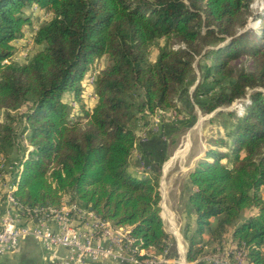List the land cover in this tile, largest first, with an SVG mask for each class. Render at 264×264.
Masks as SVG:
<instances>
[{
    "label": "trees",
    "instance_id": "1",
    "mask_svg": "<svg viewBox=\"0 0 264 264\" xmlns=\"http://www.w3.org/2000/svg\"><path fill=\"white\" fill-rule=\"evenodd\" d=\"M252 2L0 0V111L6 114L0 121V165L17 139L12 111L29 106L20 119L30 146L9 166L20 203L61 206L68 195L71 203L129 226L133 247L177 258V241L161 214L160 172H133L132 155L141 139L138 114L181 112L176 96L201 56L208 60L200 66L202 79L212 86L202 92L201 82L194 90L205 99L198 101L204 113L249 100L242 114H215L233 119L224 136L209 140L211 147L189 174L197 227L187 258L203 255L213 241L221 245L231 229L249 261L264 264V19L258 29L248 27ZM25 8L52 17L34 33L38 51L18 63L14 41L32 20ZM102 57L107 61L98 69ZM245 58L249 66L240 62ZM97 69L91 85L97 102L89 109L83 93L90 84L82 83ZM68 91L74 100L64 98ZM72 101L83 105L85 122L73 119ZM147 252L134 255L144 260Z\"/></svg>",
    "mask_w": 264,
    "mask_h": 264
},
{
    "label": "rangeland",
    "instance_id": "2",
    "mask_svg": "<svg viewBox=\"0 0 264 264\" xmlns=\"http://www.w3.org/2000/svg\"><path fill=\"white\" fill-rule=\"evenodd\" d=\"M255 2L256 0H253L251 4L252 15L249 18L248 27L258 29V27L263 24V22L260 23L258 20H260L261 16L264 17V11L259 10L260 7L255 8V6H253ZM258 6L264 7V0H259ZM25 11L29 14L31 13L32 20L30 24L25 26L24 36L14 41L17 46L14 60L18 63L28 62L38 51L40 46L35 43L34 33L52 17V13L48 11L42 12L36 9L31 10L30 8H25ZM150 56L152 59H155V49H152ZM102 61L104 64L106 63V59ZM207 62L208 60L206 58H202L201 56L197 57L194 64L195 69L191 78L182 93L176 96V102L181 112H176L175 110L162 111L161 114H157L156 116H152L147 111L138 114L136 128L141 136L140 144L144 142L145 138L146 140L154 138L155 144L151 147V150L145 149V153L139 152V144L132 155L133 164L131 169L133 172L138 173L142 172L143 169L151 170V168L154 171L160 172V191L162 194L161 214L164 220V226L165 229L174 236L175 232L172 224L167 218L169 211L175 216V221L185 247H187L185 234L192 225V207L189 205L188 197L193 186L190 183L189 174L195 168L198 161L205 157L208 148L211 147L209 140L214 136H224L228 130L227 126L230 125V121L233 119L225 114L219 119L214 118V116L220 110H236L238 114H242L244 111L243 102L249 100V98L239 99L230 106H222L212 113H204L198 101L201 100L203 102L205 99L202 96L198 98L195 97L194 90L201 82L200 91L202 92L212 87L207 80L205 81L202 79L200 70V66L204 68ZM240 62L246 66L250 64V60L247 58ZM89 83L88 73L82 85L87 86ZM249 92H252V90ZM69 95L73 97V91L66 92L64 98H67ZM86 97L89 100L87 98L84 99L83 105L91 109L93 106H91L92 102H90V99L94 97V93L91 94L87 92ZM71 105V111L74 116L73 119L85 122L87 118L83 115V105L75 101H72ZM28 107L29 106H24L18 111H12V114H14L16 118L15 129L17 131V139L15 147L10 155L2 159L4 167L0 169V177H4L5 174L10 172V164L17 163L18 158L25 156V150L30 146L27 138L28 131L25 129L26 123L20 119V112H25ZM5 118L6 114L0 111V121L5 120ZM149 135L152 137L149 138ZM69 200L68 195L64 196L62 205L68 203ZM216 224L217 220L214 224L212 223V226L215 227ZM228 234L230 235V232ZM228 234L226 232L224 233V242L229 239ZM205 235L204 239L208 238V235ZM223 241L221 245L215 242L216 246L205 249L206 251L203 255H226L230 253V247L224 245ZM214 248H216V251H213Z\"/></svg>",
    "mask_w": 264,
    "mask_h": 264
},
{
    "label": "built area",
    "instance_id": "3",
    "mask_svg": "<svg viewBox=\"0 0 264 264\" xmlns=\"http://www.w3.org/2000/svg\"><path fill=\"white\" fill-rule=\"evenodd\" d=\"M258 1L253 6L264 11V7L258 6ZM263 19L261 16L258 21L262 23ZM100 67L98 64V69ZM97 73L98 70L89 73L90 85L94 84ZM3 164L0 169L4 167ZM17 188L18 184L11 181L9 173L0 177V201L5 200L15 210L8 211L0 221V255L16 250L23 241L32 238L51 252L57 264H87L104 259L138 264H183L179 256L169 259L163 254L156 255L133 247L134 239L130 236L129 226L125 229L122 225H115L76 202L69 200L61 207L24 206L15 195ZM99 235L108 238L109 244H102ZM229 247L230 253L206 255V260L212 264H252L245 246L238 247L234 242ZM137 252H147L149 257L141 260L134 255Z\"/></svg>",
    "mask_w": 264,
    "mask_h": 264
},
{
    "label": "crops",
    "instance_id": "4",
    "mask_svg": "<svg viewBox=\"0 0 264 264\" xmlns=\"http://www.w3.org/2000/svg\"><path fill=\"white\" fill-rule=\"evenodd\" d=\"M103 59H106L107 61V58L106 57H102L100 59V63L102 65V67L105 65L103 63ZM88 88L84 91L85 94H83L84 96V99H86V93L87 92H90L91 94H93L92 92V87L91 85L90 86H87ZM68 100H72L73 98L69 95L68 97ZM67 98H65L67 100ZM88 99V98H87ZM89 100V99H88ZM90 102H92L91 106H94L97 102V98L95 96V93H94V97H92L90 99ZM152 137V136H151ZM149 137V138H151ZM155 144V141H154V138L152 139H149V140H144L143 143L140 144L139 146V152L140 153H145V149H148V150H151V147ZM191 183V182H190ZM192 185V184H191ZM264 187H262V193L264 195ZM191 193V192H190ZM188 200H189V197H188ZM189 205L191 206L190 202H189ZM192 207V206H191ZM192 209V214H191V221H192V225L190 227V229L187 231V233L185 234V237L187 239V247L184 246V242H183V239H182V236H181V233L179 231V228L176 224V221H175V216L173 215V213H170L168 211V214H167V218L168 220L170 221V223L172 224V227H173V230L174 232V238L176 239L177 241V245H178V250H179V259L181 261H183V264H212L210 263L208 260H206V255H201L193 260H188L187 258V254H188V250H189V241H190V237H191V234L193 231H195L196 227H197V218H196V215L195 213L193 212V208ZM8 211H12V212H15V210L10 206V204H8L5 200H1L0 201V221L2 219V217L8 212ZM256 211V209L254 210V212ZM249 214V212H245L243 216H247ZM217 219L214 218L212 219V223L214 224V222L216 221ZM78 225H82V226H86L85 224H82L80 222H77ZM125 229L128 228L127 225H122ZM230 232V235L228 234ZM228 234V240H225L224 242V245L226 246H231L232 243H234V241L232 240V230L230 229V231H227L226 232ZM177 235V236H176ZM206 236V235H204ZM208 239V238H205V240ZM99 241L102 243V244H109V239L104 237L103 235H99ZM216 246L215 242H211L209 245H206L205 246V249H207L208 247H214ZM225 246V247H226ZM263 249H264V245H263ZM150 252L152 254H156V249L152 248L150 249ZM0 264H57L56 260H54L52 258V255H51V252L45 248L40 242H38L37 240L35 239H32V238H29L25 241H23L20 246L14 250V251H11V252H8L6 254H3V255H0ZM87 264H138V263H135V262H132V261H127V262H119L117 260H114V259H104V260H100L98 262H92V263H87ZM168 264H180V263H175V262H171V263H168Z\"/></svg>",
    "mask_w": 264,
    "mask_h": 264
},
{
    "label": "water",
    "instance_id": "5",
    "mask_svg": "<svg viewBox=\"0 0 264 264\" xmlns=\"http://www.w3.org/2000/svg\"><path fill=\"white\" fill-rule=\"evenodd\" d=\"M161 205V207H162V204H160Z\"/></svg>",
    "mask_w": 264,
    "mask_h": 264
},
{
    "label": "bare ground",
    "instance_id": "6",
    "mask_svg": "<svg viewBox=\"0 0 264 264\" xmlns=\"http://www.w3.org/2000/svg\"><path fill=\"white\" fill-rule=\"evenodd\" d=\"M180 156V155H179Z\"/></svg>",
    "mask_w": 264,
    "mask_h": 264
}]
</instances>
